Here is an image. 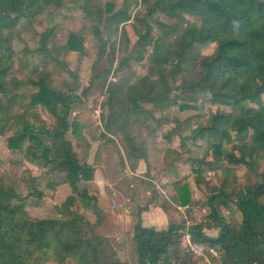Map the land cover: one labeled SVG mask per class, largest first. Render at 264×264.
Masks as SVG:
<instances>
[{
	"label": "trees",
	"instance_id": "trees-1",
	"mask_svg": "<svg viewBox=\"0 0 264 264\" xmlns=\"http://www.w3.org/2000/svg\"><path fill=\"white\" fill-rule=\"evenodd\" d=\"M61 1L0 0V82L5 81L9 70L2 57L9 51L10 32L19 25L21 19L40 13L43 5L59 7ZM88 1L83 0V4L78 6L85 18L94 16L99 25L104 22L109 36L115 35L121 26L120 36L125 37L122 26L130 19L128 5L124 2L126 0H122L123 7L114 12V4L105 3L101 14L92 4L88 5ZM142 4L145 16L152 22L157 34H153L149 23L135 19L143 28L139 31L132 27L136 38L135 54L138 56L125 57L119 61L118 67L135 58L137 62L147 60L149 71L127 90H109L108 100H127L131 104L124 111L120 129L125 128L128 122L126 116L136 112L139 103L165 109L176 105L177 99L195 100L201 96L209 105L225 104L236 113L209 114L206 124L197 125L186 140L192 143L205 141L209 146L204 149V153L208 150L211 152L214 164L222 160L252 172L255 162L264 161V0H152L149 3L142 1ZM99 15H105L104 21L100 20ZM154 15H161L169 21L183 16L193 17L200 24H165L157 18L152 19ZM94 27L92 33L96 36L98 29L94 30ZM48 35L46 32L40 34V46L37 49L45 58H49L46 51ZM208 41L214 42L213 52L208 56L199 55L197 46H203ZM61 48L80 54V36L77 33L69 34ZM190 67L196 69L192 80L189 79V71H186ZM177 77L180 78L178 86L167 85V80ZM46 80L47 74L42 72L34 82L35 91L29 95L25 109L31 114L29 112L33 107H41L53 120L49 130L42 128L39 131L40 135L48 139L49 146H41L32 127L23 122L27 114L22 116L14 113L17 105L14 94L0 98V136L7 128L11 129L12 135L6 141V148L11 151H19L25 139L41 148V160L45 166H49L47 173L62 177L54 186H68L71 193L61 202L60 208H55L59 218L30 220L22 207L11 205L14 198L12 193L0 188V264H30L34 253H47L57 264H64L65 261L73 264H125L118 259L99 260L100 238H87L83 231V226H95L98 217L93 224L85 222L81 215L72 211V206L77 203V198L81 200V207L99 215L97 199L90 194L92 190L89 188L94 169L103 168L124 177L126 168L122 161L129 163L133 170V161L136 164L142 162L147 167V145L145 147L144 142L141 150L130 145L127 159L121 155L112 142L117 131L108 125L113 113L105 123L107 129L95 140L90 136L86 140L82 135L83 130L78 135L77 124L68 120L74 97L50 88ZM178 108L184 110L191 107L181 104ZM68 133L74 138V144L69 140ZM79 136L86 141L97 142L90 165L85 161L89 144L81 146L77 143L75 139H80ZM223 140L233 143L232 153L219 151ZM156 150L161 152V148ZM167 150L164 151V158L168 156ZM235 152L237 157L234 156ZM161 168L159 166L158 172L161 170L162 179L169 176L166 171L174 173L168 163ZM79 186L83 187L81 191ZM171 187L173 192L178 190L175 183ZM220 187H210L202 205L208 211V221L193 225L186 231L182 221L169 223L161 230L142 227L139 215L147 207L139 209L133 216L132 233L127 239L136 264H199L198 257L182 253L179 249L178 243L184 231L189 235L192 245L200 247L211 264H264V173L257 174L254 182H247L236 191L226 193ZM155 193L161 200L157 191ZM155 193L153 191L149 205L155 206ZM178 196L172 193L169 199L183 205L186 199ZM156 206L166 211L164 203ZM220 208L233 211L239 223L235 225L228 222ZM204 229H215L217 235L207 236L203 233ZM209 249L215 251V258L207 253Z\"/></svg>",
	"mask_w": 264,
	"mask_h": 264
},
{
	"label": "rangeland",
	"instance_id": "rangeland-1",
	"mask_svg": "<svg viewBox=\"0 0 264 264\" xmlns=\"http://www.w3.org/2000/svg\"><path fill=\"white\" fill-rule=\"evenodd\" d=\"M142 1L149 3L152 0L124 1L128 5L127 13L130 16L129 21L122 26L125 37L120 36L121 26L115 35L109 36L104 22L99 25L94 16L85 18L78 9V6L83 4V0H62L59 7L43 5L40 13L30 18L21 19L19 25L10 32L9 51L2 57L4 65H7L9 70L5 81L0 82V98L15 95L17 105L14 107V113L22 116L27 114L22 120L32 127L33 134L36 135L41 146L48 147L49 142L45 136L39 134V131L42 128L49 130L53 120L41 107H33L29 112L31 114H28V110L25 108L29 95L35 91L34 82L42 72L47 74L46 83L50 88L69 97H74L68 120L77 124L78 135L83 130L82 135L86 140L89 139V136L95 140L103 130L107 129L105 123H107L108 116L113 113L108 125L117 131L112 142L115 147H118L121 155L127 159L130 145L140 150L144 142L145 147L147 145V169L141 162L143 167L136 175L122 177L123 175L119 173L106 171V176L110 178L106 179V183L115 189L112 193L117 194L116 198L108 200L107 204L111 209L116 210L115 213L122 210V215L129 217L131 222L129 227L124 231H119L118 234L115 233V236H110L108 227L100 225V216L92 214L90 209L86 210L81 207V200L76 198L77 203L72 206V211L81 215L85 222L93 224L98 217L95 226L90 228L83 226V231L87 238L90 236L100 238L102 245L98 249V255L102 262L118 259L125 264H136L133 249L127 245V239L132 233L133 216L142 207L148 209L150 206L148 201L153 199V191L154 193L157 191L162 198L159 200L155 193V206L164 203L167 206L165 213L175 219V223L182 221L186 231L193 225L208 221L206 219L208 211L202 205L210 187L213 185L220 187L224 184L220 188L229 193L241 189L247 182H254L257 174L264 173V161L255 162L252 172L247 171L243 166H231L222 160L218 164H214L211 152L208 150L204 153V149L209 146L205 141L192 143L186 140L192 129L197 125L206 124L209 114L236 113L225 104L209 105L201 96H197L195 100L177 99L176 105L165 109L149 103H139L136 112L126 116L128 122L125 128L120 129L124 111L130 108L131 104L127 100H108L109 90H127L138 78L146 75L149 71L147 60L137 62L135 58L130 59L124 66L118 67L119 61L125 57L138 56L137 53L135 54L137 47L134 45L136 38L132 27L139 31H142L143 28L140 23L135 22V19H142L145 23H149L153 28V34H157L154 25L145 16L146 12ZM108 2L114 4L113 12L121 9L124 5L122 0H89L87 4H92V7H95L101 14L104 9H102L103 5ZM99 16L100 20L104 21L105 15ZM155 18L165 24L176 23L181 26L187 23L200 24L196 18L186 16L174 21H169L161 15L152 17V19ZM93 27L94 30L98 29L96 36L92 33ZM44 32L49 33L46 41L49 58H45L43 53H39L37 50L40 46V34ZM72 33H77L80 36L82 47L80 54L61 50L68 35ZM124 38L127 40L124 41ZM213 50V41H208L203 46H197L199 55L208 56ZM141 57L144 58L145 55ZM186 71H189V79H194L196 69L190 67ZM179 84V77L167 80L169 86H178ZM181 104L191 108L180 110L178 106ZM32 113L34 114L32 115ZM11 135V129L7 128L0 136V188L12 193L14 198L11 205L22 207L28 219L59 218L55 208H60L61 202L71 193L70 188L54 186L56 181L61 180L62 177L58 174L50 176L47 173L49 166H45L41 160V148L32 141L25 139L19 151L8 150L6 141ZM67 135L74 144L71 134ZM166 136L169 137V141ZM230 137L232 138V134ZM85 139L80 137L75 141L81 146L95 142ZM155 144L157 147L154 146ZM232 145L233 143L223 140L219 151L232 153ZM92 146L94 147L95 144ZM156 148H161V152H158ZM166 149H168V156L164 158ZM75 151L77 152V150ZM134 151L136 152V150ZM234 156L237 157L238 154L235 152ZM122 163L125 164L124 167L127 166L131 169L129 163L125 161ZM166 163L170 164L174 173L166 171L169 176L166 175L167 177L162 179L161 170L158 172L159 166L163 169ZM132 165L135 169L136 162L133 161ZM223 169L228 170L222 171ZM174 183L178 190L173 192L171 185ZM134 184L137 185L134 186ZM59 187H64V190ZM132 187L135 191L131 194L129 190ZM82 189L83 187L79 186V190ZM172 193L175 196L179 195L178 198L185 197H183L186 199L183 200V205H178L169 199ZM121 194H124L125 197L131 195L130 199L123 197L120 199L119 195ZM184 206L186 208H182ZM220 212L231 224L239 223L236 215L230 209L220 208ZM99 225L101 231L97 229ZM145 226L148 224L146 223ZM185 231L182 233L178 245L182 253L190 254L192 252L183 246L192 245L190 239L187 244ZM203 233L215 237L217 230L204 229ZM197 249L198 251L195 250L196 254L194 255L200 259L199 264H207L200 256L201 253L205 256L204 252L200 247ZM212 252L215 253L214 250ZM207 253L210 254L209 250ZM211 257L215 258L216 255ZM63 263L73 264L70 261ZM30 264L57 263L47 253H34L30 258Z\"/></svg>",
	"mask_w": 264,
	"mask_h": 264
},
{
	"label": "crops",
	"instance_id": "crops-1",
	"mask_svg": "<svg viewBox=\"0 0 264 264\" xmlns=\"http://www.w3.org/2000/svg\"><path fill=\"white\" fill-rule=\"evenodd\" d=\"M92 144H95V146L93 147ZM92 144H89L88 156L85 160L88 165H90L92 163L93 154H94L95 149L97 147V142H93ZM142 164H141V162H137L134 170L129 169L126 166L125 167L126 168V171H125L126 176L127 175L128 176L136 175L137 172L141 169V167L145 166L144 164L142 166ZM145 169H147V167ZM106 175H107V173H106L105 169L95 168L94 172H93L92 182H90L89 188H90V191L92 190L90 194L94 195L97 199L96 205H97V208L99 210L98 214L101 218V222H100L101 224L100 225L103 224L104 226L108 227V231H109L108 234L110 236H115V233L118 234L119 231H122V230L124 231L127 227H129L131 222H130L129 217H124L122 215V213H121L122 210H119L120 212L115 213L116 210H114V208L111 209L109 204H107L108 200L116 198L117 194L112 193L113 190H115V189H112V187L106 183V181H107L106 179H110ZM136 185L137 184H134V186H136ZM63 186H65V185H63ZM59 188H61V190H62L64 187H59ZM134 191H135L134 187H132V189L129 190V192L131 194H132V192L134 193ZM107 192H110V194L108 195ZM114 192H116V191H114ZM119 196H120V199L122 197L130 199L131 195H129L128 197H125L124 194H121ZM174 208H177V207H174ZM173 218H174V216H173ZM139 219H140V224L142 227H154L156 230L164 229L167 226V224L176 222V221H174L175 219H172L168 214L163 212L159 207L152 206V205H150L147 210L140 213ZM146 223L148 224V226H145ZM100 225L98 226L97 229H99L101 231ZM191 246L196 251H198V249L195 248L193 245H191ZM191 254L194 255L196 253H191ZM209 255L212 256L211 254H209ZM194 256H197V255H194ZM200 256H201V259H203L204 263L211 264L209 262V258L206 255L203 256L201 253Z\"/></svg>",
	"mask_w": 264,
	"mask_h": 264
},
{
	"label": "built area",
	"instance_id": "built-area-1",
	"mask_svg": "<svg viewBox=\"0 0 264 264\" xmlns=\"http://www.w3.org/2000/svg\"><path fill=\"white\" fill-rule=\"evenodd\" d=\"M182 208H186V206L182 207ZM185 240L187 242V244H189V235L185 232ZM184 247L188 248L192 253H196L195 249L191 246V245H183ZM210 254L212 256H215L216 254L214 252H212V250H209Z\"/></svg>",
	"mask_w": 264,
	"mask_h": 264
}]
</instances>
